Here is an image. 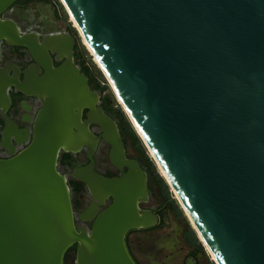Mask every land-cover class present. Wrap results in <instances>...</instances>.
<instances>
[{"label":"water","instance_id":"1","mask_svg":"<svg viewBox=\"0 0 264 264\" xmlns=\"http://www.w3.org/2000/svg\"><path fill=\"white\" fill-rule=\"evenodd\" d=\"M62 6L214 264H264V0ZM44 61L32 141L0 160V264H64L73 246L74 264H135L125 236L156 222L138 208L145 174L125 164L116 125L96 107L71 50L58 69ZM89 115L103 120L113 158L127 167L113 178L93 164L74 172L93 199L79 217L90 229L75 223L57 170L60 151H79L88 124L100 125Z\"/></svg>","mask_w":264,"mask_h":264},{"label":"flooded vegetation","instance_id":"2","mask_svg":"<svg viewBox=\"0 0 264 264\" xmlns=\"http://www.w3.org/2000/svg\"><path fill=\"white\" fill-rule=\"evenodd\" d=\"M0 2V160L12 158L32 141L35 120L42 108L35 83L44 80V59L48 57L52 67L58 69L71 50L73 64L87 79L89 91L99 97L96 107L116 125L125 164L136 163L146 177L147 196L138 208L140 214L149 213L156 222L126 234L125 245L135 264H214L190 242V232H193L190 223L184 222L183 216H178L169 201L162 197L156 178L159 173L156 169L153 172L137 142L125 131L118 111L111 108L109 97L86 63L80 49L83 39L65 9V17H62L52 0ZM87 113L88 110L82 112L83 122L87 120ZM104 129V126L89 123L87 130L91 136L84 137L85 146L77 152L60 151L57 158V170L66 178L70 190L75 223L89 229L92 222L81 221L79 217L93 199L85 184L73 177L74 172L91 164L94 172L107 178L120 177L127 172L122 161L113 158L109 144L113 140L109 130ZM83 176L86 174L80 173L79 177ZM110 203L111 200H107L100 210ZM68 255L74 259V246L67 251L65 260Z\"/></svg>","mask_w":264,"mask_h":264},{"label":"rangeland","instance_id":"3","mask_svg":"<svg viewBox=\"0 0 264 264\" xmlns=\"http://www.w3.org/2000/svg\"><path fill=\"white\" fill-rule=\"evenodd\" d=\"M54 2V4L56 5V9L58 10V13L62 16L65 17V12H64V7L61 4L60 0H52ZM83 41V40H82ZM84 43V41H83ZM88 47L84 44L80 43V49L81 51L84 53L85 55V59H86V63L90 64V66L92 67L93 70V74L96 77V80L98 81V84L104 88L105 94L109 97L110 99V104H111V108L115 111L119 110L124 114V117L128 120V122L130 123L127 114L125 113L124 109L122 108V106L120 105L118 99L116 98L111 86L109 85V83L107 82L104 74L102 73L101 69L99 68V66L97 65V63L94 61L93 56L91 55V53L89 52V50L87 49ZM131 125V123H130ZM132 127V126H131ZM134 130V129H133ZM135 132V131H134ZM136 133V132H135ZM137 135V134H136ZM138 137V136H137ZM143 145V144H142ZM144 147V145H143ZM151 163L152 166L156 169L157 171V167L156 164L154 162V160L151 158L150 154L147 152L146 148L144 147ZM158 172V171H157ZM160 176V175H159ZM161 177V176H160ZM163 179V178H162ZM169 188V187H168ZM170 191V189H169ZM171 193V197L175 200L176 204L178 205V208L182 211L180 205L178 204V202L176 201L173 193L170 191ZM183 213V217L186 218L185 213L182 211ZM187 219V218H186ZM187 222L188 219H187ZM193 231V230H192ZM196 235V234H195ZM197 238V236H196ZM197 241L199 243V245L202 247L203 252L208 255L209 259L211 260V257L209 256V254L206 252L205 248L203 247V245L201 244V242H199V239L197 238ZM64 264H74V259L72 258L71 255H68L67 259H64Z\"/></svg>","mask_w":264,"mask_h":264},{"label":"trees","instance_id":"4","mask_svg":"<svg viewBox=\"0 0 264 264\" xmlns=\"http://www.w3.org/2000/svg\"><path fill=\"white\" fill-rule=\"evenodd\" d=\"M117 111H118L121 119L123 120L122 125L124 126L125 131L128 132L134 138V140L137 142V145L140 148L142 155L144 156L146 162L152 167V170L154 172L155 168L152 166V163H151V161H150V159H149V157H148V155H147V153H146L141 141L137 137L136 133L134 132V130L131 127V125L128 122V120L124 117V114L121 111H119V110H117ZM157 171H158L159 175L161 176V174H160L158 169H157ZM159 175H156V178H157L158 183H159L160 188H161L162 197L165 200H168L169 203L172 205V208L176 211L177 215L182 217L183 216L182 211L178 208V205L176 204L175 200L171 197V193L169 191V188H168L167 184L165 183V181L162 179L163 177L162 176L160 177ZM183 220H184V222L187 223V219L185 217H183ZM190 242L193 245H196L199 248V250L201 252H203V249L199 245V243L197 241V238H196V235H195L194 232H190Z\"/></svg>","mask_w":264,"mask_h":264},{"label":"bare ground","instance_id":"5","mask_svg":"<svg viewBox=\"0 0 264 264\" xmlns=\"http://www.w3.org/2000/svg\"><path fill=\"white\" fill-rule=\"evenodd\" d=\"M61 1V4H62V0H60ZM67 12V11H66ZM69 17L71 18V20L73 21V19H72V17L69 15ZM73 23H74V21H73ZM75 24V23H74ZM76 26V25H75ZM84 43H85V41H84ZM86 44V43H85ZM88 47V46H87ZM91 53V52H90ZM92 55V54H91ZM96 62V61H95ZM98 65V64H97ZM101 71H102V69H101ZM103 73V72H102ZM104 74V73H103ZM110 86H111V84H109ZM112 88V87H111ZM113 90V89H112ZM114 91V90H113ZM93 119H95V120H97V122L101 125V126H104L105 125V123L103 122V120H100V119H97V117H93ZM109 134H110V132H109ZM111 136V135H110ZM112 137V136H111ZM113 140V139H112ZM148 152V151H147ZM150 154V153H149ZM116 158L118 159V157L116 156ZM157 169L159 170V172H160V174H161V176L163 177V179L165 180V181H167L166 180V177H165V175H164V173H163V171L161 170V168L160 167H157ZM170 189V188H169ZM170 191L173 193V191L170 189ZM173 195H174V193H173ZM174 197H175V199H176V201H178L177 199L178 198H176V195H174ZM180 203V202H179ZM200 238V237H199ZM200 241H201V243H203L202 242V239L200 238L199 239ZM203 245H204V243H203ZM204 247H205V249H206V251L208 252V254L210 255V252H209V250H208V248L204 245Z\"/></svg>","mask_w":264,"mask_h":264}]
</instances>
